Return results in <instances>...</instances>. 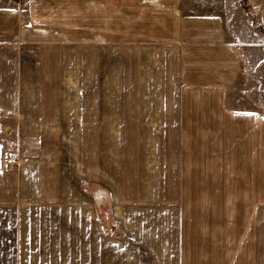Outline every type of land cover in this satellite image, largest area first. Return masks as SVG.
<instances>
[{
    "label": "crops",
    "instance_id": "1",
    "mask_svg": "<svg viewBox=\"0 0 264 264\" xmlns=\"http://www.w3.org/2000/svg\"><path fill=\"white\" fill-rule=\"evenodd\" d=\"M235 1L230 28L224 15H183V0H0V53L18 49L2 37L68 35L65 25H80L78 12L93 36L120 29L122 41L162 45L183 83L221 90L228 102L249 100V107L217 109L210 127L207 119L186 120L179 140L169 139L168 160L157 142L147 160L164 166L155 171L158 191L151 183L130 191L128 179L119 187L96 175L97 194L111 199L116 191L120 232L108 235L92 199L66 174L73 161L29 119L16 85L2 93L0 59V264H76L77 230L88 238V264H264V73L242 86L244 74L264 64L256 62L264 54V0ZM181 53L182 61L173 57ZM5 150L18 155L16 168L3 166Z\"/></svg>",
    "mask_w": 264,
    "mask_h": 264
},
{
    "label": "rangeland",
    "instance_id": "2",
    "mask_svg": "<svg viewBox=\"0 0 264 264\" xmlns=\"http://www.w3.org/2000/svg\"><path fill=\"white\" fill-rule=\"evenodd\" d=\"M235 4V0H183L182 14L224 15L231 28L229 21L237 12ZM76 18V23L83 26L71 30L67 28L71 26L65 25L66 36L1 38V44L18 47L16 52L0 53L2 93L12 94L16 85L21 93V107L32 115L29 119L33 124L39 121L46 126L42 128L44 136L64 151L66 159L73 161L64 165L66 174L75 177L84 198L92 199L108 235L117 236L119 225L112 219L116 191L111 199V193L97 194L101 183L96 175L103 177L105 173L119 187L128 179L130 191L132 187L143 190L148 183L157 185L158 191L163 182L155 180V171L164 168L165 160L160 161L162 166L157 165L158 161L147 160V153L157 151V142H163L159 153L168 160L173 148L169 139L179 140L178 128L186 120L195 123L207 119L202 124L210 127L215 123L217 109L249 107V100L230 103L221 90L185 84L180 80L181 69L170 72V54L161 51L162 45L138 46L136 37H123L122 41L120 29L111 36L96 37L91 35L86 17L76 12ZM183 55L173 57L182 61ZM262 58L264 54H258L256 62ZM263 66L254 71L256 75L244 74V88L258 84ZM40 110L38 118L36 112ZM203 112L211 116H201ZM78 166L81 174L76 171ZM91 166L94 170L90 173ZM90 174L95 179H90ZM94 192L96 198L90 196ZM78 232L76 264H88V238Z\"/></svg>",
    "mask_w": 264,
    "mask_h": 264
},
{
    "label": "built area",
    "instance_id": "3",
    "mask_svg": "<svg viewBox=\"0 0 264 264\" xmlns=\"http://www.w3.org/2000/svg\"><path fill=\"white\" fill-rule=\"evenodd\" d=\"M19 157L16 154H13L10 151H3L2 153V164L6 168L14 169L19 164Z\"/></svg>",
    "mask_w": 264,
    "mask_h": 264
}]
</instances>
